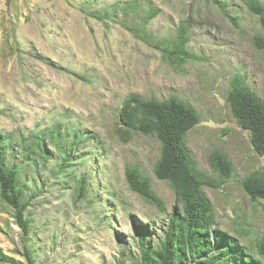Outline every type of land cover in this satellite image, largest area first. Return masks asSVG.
Instances as JSON below:
<instances>
[{
  "label": "rangeland",
  "instance_id": "obj_1",
  "mask_svg": "<svg viewBox=\"0 0 264 264\" xmlns=\"http://www.w3.org/2000/svg\"><path fill=\"white\" fill-rule=\"evenodd\" d=\"M85 1L0 0V131L34 134L61 122L90 135L75 150L80 156L70 170L87 174L88 194L77 198V179L64 170L45 171L40 184L47 188L29 207L36 264H116L123 252L138 254L139 225H149L151 243L165 235L177 200L170 183L154 172L159 142L119 132V113L131 94L160 100L176 95L197 110L200 123L189 131L187 145L199 166L212 174L209 154L221 150L235 168L221 189L205 187L217 225L252 247L264 232V212L240 181L262 170L264 157L254 152L226 97L231 78L242 74L264 99V51L254 43L256 34L264 35L259 17L241 0H221L239 26L212 0H149L161 10L150 23L158 36H172L192 21L189 47L202 60L179 68L121 25L88 16ZM115 1L96 0L93 7ZM45 146L58 155L51 142ZM135 165L151 179L165 210L131 190L125 171ZM10 212L0 200V264L25 262Z\"/></svg>",
  "mask_w": 264,
  "mask_h": 264
},
{
  "label": "trees",
  "instance_id": "obj_2",
  "mask_svg": "<svg viewBox=\"0 0 264 264\" xmlns=\"http://www.w3.org/2000/svg\"><path fill=\"white\" fill-rule=\"evenodd\" d=\"M94 1L86 0L82 4L88 16L107 25H121L159 51L173 66L181 68L190 61L202 60L189 47L191 20L181 23L174 35L161 37L150 28V23L161 10L151 5L149 0H116L102 8H94ZM212 1L239 26L238 17L228 11V1ZM241 1L264 26V0ZM254 43L264 51V35L256 34ZM226 99L238 124L250 134L254 152L264 157V99L242 74L231 78ZM2 112L4 110L0 109ZM119 116L121 135L141 133L159 142L160 156L154 172L157 178L170 183L177 204L170 214L165 235L157 243L147 239L149 225H139L138 254L123 252L116 264H126L127 260L131 264H264V232L252 247H248L217 225L215 208L205 187L221 189L235 177V168L232 160L221 150H213L209 154L212 174L199 166L187 145L189 131L200 123L197 110L176 95L160 100L131 94L125 99ZM89 136L63 127L61 122L34 134L23 129L0 131V200L9 207L13 223L21 231L19 243L25 262L18 264H36V254L30 245L33 220L28 210L47 188L43 185L47 179L45 171L52 175L67 172L66 176L77 179V198L88 194L87 174L75 175L70 170L76 166L75 161L80 156L75 150ZM45 141L56 147L58 155L46 148ZM51 161L56 162L54 167H49ZM125 173L132 191L165 210L164 201L139 165L126 167ZM240 182L250 200L260 202L264 212V167L248 174ZM1 258L16 263L14 258L5 255Z\"/></svg>",
  "mask_w": 264,
  "mask_h": 264
}]
</instances>
